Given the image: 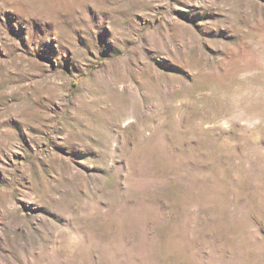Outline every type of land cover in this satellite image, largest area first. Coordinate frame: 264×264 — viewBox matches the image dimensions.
Masks as SVG:
<instances>
[{"label": "rangeland", "instance_id": "374dc122", "mask_svg": "<svg viewBox=\"0 0 264 264\" xmlns=\"http://www.w3.org/2000/svg\"><path fill=\"white\" fill-rule=\"evenodd\" d=\"M0 264H264V0H0Z\"/></svg>", "mask_w": 264, "mask_h": 264}]
</instances>
